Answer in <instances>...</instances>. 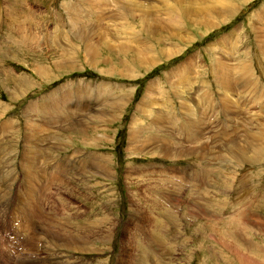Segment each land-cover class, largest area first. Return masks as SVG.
I'll return each mask as SVG.
<instances>
[{
	"label": "rangeland",
	"instance_id": "1",
	"mask_svg": "<svg viewBox=\"0 0 264 264\" xmlns=\"http://www.w3.org/2000/svg\"><path fill=\"white\" fill-rule=\"evenodd\" d=\"M246 1L225 14L212 0H0V264H264V156L250 167L232 155L248 134L264 143V0ZM201 14L211 27L192 24ZM151 29L162 49L144 52L155 46ZM121 61L133 77L115 73ZM225 69L237 83L229 92L218 87ZM6 76L22 88H4ZM181 76L194 81L188 104L175 93ZM113 97L128 105H111L120 119L100 122L94 108ZM134 121L140 151L129 150ZM170 167H193L191 185Z\"/></svg>",
	"mask_w": 264,
	"mask_h": 264
},
{
	"label": "bare ground",
	"instance_id": "2",
	"mask_svg": "<svg viewBox=\"0 0 264 264\" xmlns=\"http://www.w3.org/2000/svg\"><path fill=\"white\" fill-rule=\"evenodd\" d=\"M88 2H90V0H87ZM179 1H181V0H179ZM198 1V0H197ZM202 2H204L205 0H201ZM234 0H226L225 1V3H226V5H224L223 4V2H222V0H212V3H213V5L215 6V9H221L222 11H224L225 12V14H227L228 12H229V10L230 9H232L233 8V2ZM243 1V3H247V1L246 0H242ZM215 2V3H214ZM181 3V2H180ZM191 3H192V1H191ZM118 4H119V0H118ZM182 4H183V1H182ZM24 4H21L20 6H23ZM134 5V4H133ZM184 6V5H183ZM211 6L212 5H210V6H200L201 7V10H202V12H203V14H204V11L205 10H209V12L211 11ZM182 7V6H181ZM190 8L189 7V5L188 6H185V8ZM194 7V6H193ZM192 7V8H193ZM196 7V6H195ZM172 8L175 10H177V11H179L180 13H181V15L184 17V15H185V17L186 18H188V17H192V16H194L195 17V15H191V14H189L188 12L189 11H187L186 9H183V8H178L177 7V4H176V1H175V4H174V6H172ZM19 10H21V9H19ZM190 10H192V9H190ZM203 14H201L199 17V19L200 20H197V22L196 23H192V24H195L194 26H204L205 28H208V27H211L212 26V24L208 21V16L207 15H203ZM134 15V14H133ZM255 15V14H254ZM257 15V14H256ZM227 16V15H226ZM230 16H232V15H230L229 14V18H231ZM149 17H148V15L147 14H143L142 16H141V18H140V20L141 21H143L144 23H148V19ZM74 19V18H73ZM75 19H77V18H75ZM146 19H147V21H146ZM204 19H205V23H203L202 21H204ZM253 19V18H252ZM264 20V19H263ZM171 22H172V20H170ZM185 22V21H184ZM184 24V23H183ZM211 25V26H210ZM78 29H80L79 27H78ZM127 31H129L128 29H126ZM131 32L132 33H130L131 35L130 36H132V37H134V39H138V35H136V29H132L131 30ZM79 33H81L82 34V36L83 37H86V33H85V31H81V32H79ZM150 33V32H149ZM124 34H126V33H124ZM150 34H152L153 36H155V38H154V40H153V42H150V43H152L153 45H155L154 47H145L144 48V52H146V51H154V50H161L162 48H161V46L163 45V43H162V41H161V39L159 38L160 37V35H156L153 31H152V29H151V33ZM178 34H179V30L178 29H175V34L173 35V37H177L178 36ZM233 34H235V32L233 33ZM78 35H80V34H78ZM230 36V35H229ZM233 36V35H232ZM234 37V36H233ZM85 43V42H84ZM123 50H122V52H123V56L124 55H126V49H127V46L126 45H123ZM214 48V47H213ZM113 50H115V48L113 49ZM84 51L86 52V53H88V54H91V55H93V53H92V50L90 49V47H85L84 48ZM15 53V52H14ZM66 54V53H65ZM76 54V51L73 53V54H71V61H69V59H68V57H67V55H68V53L65 55V56H63L64 57V59H63V57H62V59H63V62H65V63H59V65H58V67L59 68H61L62 69V71L63 72H67L68 70H71L72 69V57L74 56ZM14 55V54H13ZM70 58V57H69ZM67 60V61H66ZM142 61H143V59H142V53L140 52V51H138L137 53H136V65L139 67V68H144L143 67V65H142ZM100 63H101V61L100 60H96L95 62H91V64L93 65V66H96V67H98L99 65H100ZM120 65H121V67H116L115 66V73L117 74V75H119V76H121V77H123V78H129V77H133V75H131L132 73H129V71H127V69L126 68H123V67H125V63H123L122 61H121V63H120ZM128 65V62L126 63V66ZM112 66H110L109 68H111ZM218 67H220V66H218ZM58 68V69H59ZM129 69V68H128ZM214 69V68H213ZM215 69H217V68H215ZM248 69V68H247ZM218 70V69H217ZM60 71V70H59ZM135 71V70H134ZM133 71V72H134ZM223 71H225L224 73H222L221 75H225V77L224 78H222L221 77V75L220 76H218V74H217V76H218V78H219V80L218 81H222L221 83H222V86H218V87H220V88H223L224 90H226V88H227V91L229 92V90H230V88L231 87H234V84L236 83L235 82V80H234V72L232 71V73H231V70L230 69H225V70H223ZM227 71V72H226ZM246 72V71H245ZM227 73H228V75H227ZM11 76V75H10ZM10 76H6L7 78H5V80L2 82V86L4 87V88H7V86H9V85H12L15 89H21L22 87H21V81L20 80H17V79H14V78H12V77H10ZM217 76H216V78H217ZM232 76V77H231ZM217 78V79H218ZM132 79V78H131ZM188 79H189V77L188 78H185V77H183V76H181L180 78H179V87H174V89H176V91H175V93H176V95L180 98V100H185L186 102L188 101V99H189V101H190V97L187 99V98H185V95H188V93H191L192 92V89H191V87L193 86L192 85V82H194V81H191V86L190 87H188V86H186L185 84L186 83H188ZM242 83H244V82H242ZM220 84V83H219ZM237 84V83H236ZM11 86V87H12ZM236 86V85H235ZM243 87H244V85H243ZM30 87H28L27 89H29ZM33 88V87H32ZM241 88H242V86H241ZM208 89V88H207ZM236 89V88H235ZM210 90H212V89H210ZM232 90V89H231ZM230 90V91H231ZM150 92V91H149ZM207 92H209V90L207 91ZM223 92V91H222ZM226 92V91H225ZM255 92V91H254ZM211 93V92H210ZM235 93V92H234ZM130 94V93H129ZM231 94V93H230ZM101 95V94H100ZM16 97V96H15ZM115 97V96H114ZM112 98V99H108V101L106 102V103H104L103 105H99V107H96V108H94V110L93 111H95L96 113H94L93 115H94V117H97V120H99L100 122H102V121H111L112 119H114L115 118V121L117 120H119L120 119V117H119V115H120V113L122 112V111H120V112H116V114L114 115V112L112 111V112H110L109 111V109H111V105H114L113 106V109H116L119 105H128V102H125V99H124V97H117L118 99L116 100V98ZM177 97V98H178ZM206 97V96H205ZM256 97V96H255ZM129 98V97H128ZM178 98V99H179ZM232 98H234V97H232ZM11 99L14 101L15 100V98L12 96L11 97ZM235 99V98H234ZM241 99V98H240ZM231 100V99H230ZM191 101H192V99H191ZM193 101H195V98L193 99ZM222 101H224V102H226L227 103V106H229V102H227V100L226 99H224V100H222ZM88 104H90L89 103V101L87 102ZM144 103V101L141 103V105ZM81 104V103H80ZM187 104H188V102H187ZM85 105H86V103H85ZM105 105V106H104ZM109 105V108H107L106 110H105V107L106 106H108ZM189 105H190V102H189ZM233 105H234V103H233ZM3 106V105H2ZM90 106V105H89ZM98 106V105H97ZM104 107L103 108V111L102 110H100V112H98V109H100V107ZM147 106H149V105H147ZM183 106H187L185 103L183 104ZM35 107H36V105H35ZM53 107V106H52ZM88 107V106H87ZM92 107V106H91ZM90 107V108H91ZM123 107V106H122ZM231 107V106H230ZM0 108H2L1 107V105H0ZM6 110V109H5ZM90 111H92V110H90ZM44 112H47V110L46 111H44ZM187 112L188 113H190V110L189 109H187ZM42 113V112H41ZM123 113V112H122ZM121 113V114H122ZM49 114V113H48ZM113 114V115H112ZM45 115V114H44ZM93 115L91 116V117H93ZM156 115V114H155ZM31 117V116H30ZM103 117H106L105 119L103 118ZM187 117H190V118H192V119H194L193 117H192V115H188ZM158 119H160V117L158 118ZM157 121V120H156ZM155 121V122H156ZM188 121V120H187ZM156 123H159V121L158 122H156ZM188 124H189V131H193V130H195V129H198L199 128V125L197 126V124L195 123V119H194V121H191V122H188ZM221 124V123H220ZM192 126V127H191ZM33 130V129H32ZM76 132H84V130H83V126H79V128L77 129L76 128V130H75ZM97 132V131H96ZM194 133V132H193ZM197 133V132H196ZM261 133H263V132H261ZM260 133V134H261ZM141 134V131L139 130V128H138V125H137V121H134L133 123H132V125H131V127H130V143H131V149H129L130 151H132V149H133V144L135 145V143L134 142H136L137 141V139H138V136ZM26 135V134H25ZM91 135V134H90ZM102 135V137L104 138V137H106L107 135L109 136V134H108V132L107 131H103V134H101ZM143 135V134H142ZM263 135V134H262ZM100 136V135H99ZM141 136V135H140ZM259 136V135H258ZM264 136V135H263ZM158 137V136H157ZM235 137H236V135H235ZM244 137H246L245 135H244ZM80 138H82L83 139V137H80ZM84 138H88V134H85L84 133ZM91 138H93V139H95L94 137H92L91 136ZM250 138V139H249ZM173 139V138H172ZM178 139V138H177ZM198 139H200V138H193L192 139V143L194 142V143H196L197 142V140ZM241 139V138H240ZM248 140H249V142H248ZM259 140H262V139H260V138H258V137H255V136H253V135H247V138H246V141H244V143L246 142L247 144H249V146H246L245 147V145H242V144H238L237 145V147H233L232 148V155L233 156H235V158L236 159H238V161H242V162H244L245 164H248L250 167H252V164H254V165H259V164H262L263 163V161H264V159H263V157L262 156H264V143L262 144V142L259 144L258 143V141ZM264 140V139H263ZM84 141V140H83ZM82 141V142H83ZM176 141V140H175ZM222 141V140H221ZM67 142V141H66ZM85 142V141H84ZM148 142V141H147ZM129 143V144H130ZM145 143H146V141H145ZM157 143V142H156ZM162 143H164V142H162ZM168 143V142H167ZM233 143V142H232ZM242 143V142H241ZM148 144V143H147ZM164 145V144H163ZM165 145H166V147L169 145V144H166V142H165ZM147 146V145H146ZM171 146V145H170ZM170 146H168V147H170ZM230 146V145H229ZM235 146V145H234ZM165 147V148H166ZM232 147V146H231ZM239 147H241V150H239ZM30 148V147H29ZM162 148H164V147H162ZM173 148V147H172ZM33 149V148H32ZM171 149V148H170ZM175 149V148H174ZM205 149H207V148H205ZM135 150H137V151H140V150H138V147L136 148V149H133V151H135ZM166 150V149H165ZM213 150H216V149H213ZM177 151V150H176ZM173 151L171 150V151H169L168 153L170 154V153H172ZM180 152V151H179ZM187 152V154H188V151H182L181 152V154H184L185 155V153ZM164 154H165V152H164ZM197 154V153H196ZM151 155V154H150ZM166 156H168L169 157V155H167V154H165ZM171 155V154H170ZM261 157H262V162H259V159H261ZM94 159V158H93ZM96 160V159H95ZM195 160V159H194ZM193 160V161H194ZM195 164H197L196 162H195ZM264 164V163H263ZM262 164V165H263ZM34 166V165H33ZM101 166H102V168L100 169V166H99V169L101 170V171H104V172H102L103 174L102 175H104L105 176V178H107V177H109V175L111 174V164H106V163H101ZM203 167V170L204 171H209V168L208 167H205V166H202ZM262 168V167H261ZM98 170V169H97ZM210 172V171H209ZM130 174V173H129ZM246 175V174H245ZM235 177V176H234ZM233 177V178H234ZM245 177V176H244ZM198 178V177H197ZM243 179V178H242ZM254 179V178H253ZM245 181H247V180H245ZM245 183V182H244ZM241 184V183H240ZM254 185V184H253ZM259 186V185H258ZM246 187V186H245ZM244 188V187H243ZM255 189V188H254ZM241 190H243V189H241ZM251 191V190H250ZM239 193H241V191H239ZM243 195V194H242ZM260 195V194H259ZM250 196V195H249ZM264 196V195H263ZM254 199H256V198H254ZM249 200V199H248ZM251 202V201H250ZM186 204V203H185ZM197 205V204H196ZM214 205V204H213ZM210 210V209H209ZM239 212V211H238ZM257 215L258 214H260V212L259 213H256ZM256 214H254V213H252V215H256ZM244 215H247L245 212H242V214L240 215V218L241 219H243L244 217ZM239 217V216H238ZM221 234V233H220ZM88 244V243H87ZM86 245L85 244H83V246H82V249L83 250H85L86 249V247H85ZM229 251V250H228ZM227 251V252H228ZM236 254V253H235ZM234 254V255H235ZM239 254V253H238ZM260 255V254H259ZM235 257H237V256H235ZM237 259V258H236ZM240 259V260H239ZM239 261H244L245 259L244 258H242V257H240V255H239ZM264 262V261H263ZM240 263V262H239ZM262 263V262H261ZM241 264V263H240ZM249 264V263H248Z\"/></svg>",
	"mask_w": 264,
	"mask_h": 264
}]
</instances>
